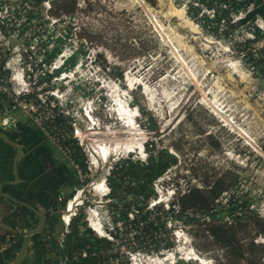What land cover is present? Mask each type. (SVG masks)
Listing matches in <instances>:
<instances>
[{"label": "rangeland", "instance_id": "1", "mask_svg": "<svg viewBox=\"0 0 264 264\" xmlns=\"http://www.w3.org/2000/svg\"><path fill=\"white\" fill-rule=\"evenodd\" d=\"M23 1L28 20L35 12L39 15L32 16L37 18L35 21H42L35 26L27 23L25 26L26 38L31 35L30 31L36 32L40 39L38 47L21 39L25 41L24 46L31 45L30 58L26 59L34 70L49 71L56 58L49 57L55 49L59 53L65 51L71 58L66 64L71 73H67L69 82L65 84L68 85L56 81L48 84L45 79L46 83L38 82L40 93L58 91V96L66 98L65 109H71L74 115L69 121L85 131L86 143L123 148L125 144H137L141 140L148 157L154 160L160 157L161 163L168 165L163 172L154 170L156 176L143 185L137 183L129 171L125 174L118 168L113 169L115 190L106 211L120 228L114 244H107L106 248L119 252L121 259L134 249L136 259L166 264L165 258H174V250L182 246L183 240L187 242L184 252L192 251L197 261L181 264H198L199 261L203 264L209 261L212 264H264V30L261 32L255 27L258 14L248 18L253 10L251 6L245 0H208L203 6H199L198 0H188L190 6L185 8L182 4L187 0H150V3L142 0V5L130 4L131 0H48L51 9L46 14L54 19L49 22L58 24L53 38L45 43L40 38L41 35L46 38L50 27L49 23L43 24L42 1L45 0ZM169 5L183 8L184 16L200 34L193 36L183 24L165 17ZM195 5L197 9H193ZM46 47H52L51 54L42 53ZM115 71L122 74L120 85L123 88L110 75ZM130 71L134 79L143 80L147 90L142 91L141 85L138 88V84H134L128 93L129 99L128 96L111 98L108 90L117 86L123 91L124 83L127 84L125 76ZM81 85H85V89H79ZM83 100L85 104H93L88 108L97 124L92 129H88L79 108ZM117 100L126 107V117H132L130 125L134 131L112 115ZM2 103L3 111L7 107L6 102ZM183 114H188L187 122L182 121ZM29 115L31 113L25 110L26 118L21 117L17 124L38 132L30 123ZM217 116L227 126H223ZM17 124L13 126L10 119L3 126L4 132L1 129L0 132L16 134ZM130 133L134 141L130 140ZM208 134L211 138L207 140L205 135ZM43 145L46 159L63 165L69 176L71 172L60 154L49 144ZM88 149L85 145L87 152ZM126 158L133 162L136 158L144 161V156L135 153H117L102 170L87 165L90 170L85 168V184L100 181L103 173L115 167L119 159ZM137 186L142 187L139 192ZM203 186L222 189V203L231 202L228 195L233 194L237 204L229 205V214L203 216L188 211L182 220L178 207L170 206L171 201ZM69 189L67 187L62 194L67 195ZM144 195L154 196L149 204L143 201ZM204 195L210 201V196ZM158 203L167 212L162 215L163 221L153 225L155 230L151 228L142 234L140 224L130 226L128 219L131 215L134 217L129 213L131 206L149 213L150 206ZM3 204L1 207L0 203V235L5 237L17 231L12 228L14 231L5 233L10 220L6 202ZM228 204H222L226 211ZM238 205L253 216L243 214ZM18 215L14 213L11 217L16 219ZM224 219L234 222L230 229L219 227ZM80 227L81 224H75L77 232ZM176 230L182 232L178 243L173 236ZM223 233H227L231 241L221 239ZM58 234L56 230L52 239ZM87 244L90 246L93 241ZM52 251L53 246L47 250L49 263L54 262ZM96 255H100L99 250L94 252Z\"/></svg>", "mask_w": 264, "mask_h": 264}, {"label": "built area", "instance_id": "2", "mask_svg": "<svg viewBox=\"0 0 264 264\" xmlns=\"http://www.w3.org/2000/svg\"><path fill=\"white\" fill-rule=\"evenodd\" d=\"M207 2L208 0H198L199 6H203ZM259 2L263 19L259 16L258 21L255 23V27L262 32L264 30V0H259ZM43 4H45V6H43ZM182 5L184 8L190 6L188 0L183 1ZM250 6L252 9V5ZM42 8L44 13L43 24L49 23L50 27L48 29L49 34L46 33V38L42 35L40 38H42L45 43H49V39H52L54 36V27L57 22L54 21L51 22V24L49 22L54 19L49 18L46 14L51 9L48 0L42 1ZM197 8L198 5L193 7V9ZM32 16L39 15L33 12L29 17L30 20L33 19L32 23H30L24 10L23 0H0V103L3 104L2 102H6L7 107L3 111V107H0V129L4 131L3 126L5 122L10 119L12 120L13 126L16 125L21 117H25L26 110L31 113V115H29L30 123L38 129L42 141L52 146L55 151L60 154L63 162L66 163L69 168L71 172L68 185V187H70L69 192L67 195H63L62 192H59L56 199L59 205L58 220L61 228L59 244L61 248L64 246L71 247L67 256L68 263L136 264L139 259H136L137 253L133 252L134 249L126 252L124 259H121L119 252L111 251L106 248L107 244H112L114 242V237L120 228V224L114 223L111 220V215L106 211L111 202L109 198L111 195V188L107 185V176L112 167L107 171L103 179H100L104 188L103 190L98 189V183L100 181H90L85 184V168L87 171L90 170L89 168L96 170L98 167L96 159L97 154H103L101 152L105 146L109 149L117 145L109 146L103 144L96 145V143L93 142L86 143L85 131H82L75 123L69 121L71 116L74 117V115L71 113V109H65V105L68 103L66 98L63 99V95L58 96V91L56 93L51 91L45 94L40 93L39 87L41 85H38V82L46 83L47 80L49 81L48 84H52V82L55 81L64 82L67 79V73H69V71H60L55 74L50 71L54 69V63H52L53 65L49 67L50 76L47 75L44 77L42 71H38L35 75H28L27 78L29 81L24 84V87H20L18 83L20 77L10 68L13 57L16 56L17 53L25 54L30 58L28 52L31 45L28 43L27 46H24L25 41H31L33 47L39 46L40 39L37 37L35 31H30L31 35L27 38L25 34L26 23L29 26H35L42 22L41 19L35 21L37 18ZM8 52H10L9 57H7ZM12 53H14V55H12ZM42 53L45 55L51 54L52 47H46ZM64 54H66L65 51L61 53L58 52V55ZM27 61V69L31 70L35 68L29 63V59H27ZM79 82H81V80H79ZM79 89H85V85H81ZM69 90L71 89L69 88ZM81 103L83 104L82 108L81 106L79 108L80 111H82V116L84 119L86 118L88 122V129H92V126L97 125L91 118H95V116L89 113L88 109L90 106L92 108L93 104H85V100ZM86 103L88 102L86 101ZM93 133L95 134L96 132H92V134ZM85 145L90 148L88 152L85 150ZM128 151L129 150H125L124 153L129 154ZM144 154L143 156H145ZM82 156L84 158L83 160ZM98 170L99 169H97V171ZM79 219L82 221L80 222ZM132 220L133 217L131 215L130 219H128L130 226ZM75 224H81L78 232L75 230ZM94 224L99 225L103 236H100L98 232L96 233L93 230ZM22 235L23 233L18 231L0 239V255L13 249L19 237ZM89 240L93 241V244L90 246L87 244ZM95 244H97L96 247ZM96 250L100 251V255L94 256ZM187 255L195 257L192 251L188 252ZM149 261L153 262L152 260ZM191 262H194L193 258ZM209 264H212L211 261H209Z\"/></svg>", "mask_w": 264, "mask_h": 264}, {"label": "crops", "instance_id": "3", "mask_svg": "<svg viewBox=\"0 0 264 264\" xmlns=\"http://www.w3.org/2000/svg\"><path fill=\"white\" fill-rule=\"evenodd\" d=\"M19 124V123H18ZM17 124V125H18ZM2 133V132H1ZM27 135L24 137L23 134ZM4 134V133H3ZM8 140L18 147V159L16 163L17 181H13L12 164L16 155L14 147L5 144L0 140V191L7 194L16 201L31 205V207L50 210L55 202L54 196L67 189L69 176L66 175L64 166H58L53 160L46 159L45 144L39 133L29 127L18 125L16 134H4ZM16 182V183H14ZM9 183V184H8ZM6 202L8 217L15 209L10 201L0 197L1 207ZM15 205V204H14ZM13 217H9V223L5 233L12 232V228L17 232L24 233V230L31 229L33 221L31 219L23 222L16 228L18 221L13 222ZM43 233L31 237L29 251L21 264H47L46 247L49 248L54 236V229L60 230V226L55 218L53 223L45 220ZM15 227V228H14ZM18 229V230H17ZM4 236V235H0ZM51 243V245H50ZM17 249L13 248L0 255V264H10ZM42 261V262H41ZM83 264V263H80Z\"/></svg>", "mask_w": 264, "mask_h": 264}, {"label": "trees", "instance_id": "4", "mask_svg": "<svg viewBox=\"0 0 264 264\" xmlns=\"http://www.w3.org/2000/svg\"><path fill=\"white\" fill-rule=\"evenodd\" d=\"M147 3H150V0H144ZM246 4H250L252 5V12L249 13V17H253L255 15L258 14V16H260L263 19V15H262V10L261 8H257L256 6L260 7V2L259 0H246L245 1ZM58 24V22H57ZM56 24V25H57ZM235 25V24H234ZM58 54V49L56 51L55 49V53H52V57L50 56L49 58H55L56 55ZM263 62H264V55H263ZM72 65V64H71ZM111 77L113 79H115L119 86L121 88H123L121 84V80H122V74L119 73L118 71L112 72L110 73ZM187 116L188 114H183V119L185 122H187ZM210 134L205 135V139H210ZM148 160V162H147ZM162 160L159 158L157 159H153L148 157V155H146L144 161H140L139 159L136 158V160L133 162L129 160V158L126 159H119L116 163H115V167H113L109 172V175L107 176V182L109 187L111 188V196H113L114 193V186L112 185V178H113V174H114V170L113 169H117L119 170L121 173H125L127 174V172L129 171L130 175H132L133 178H135V180H137V183L139 184H144V182L148 179H153L154 176H156V173L154 172V170H158V171H165V169L167 168V166H165L164 164L161 163ZM153 171V173H152ZM126 177V176H125ZM150 180V181H151ZM147 182V181H146ZM149 182V181H148ZM150 184V183H149ZM141 186V185H140ZM140 186H137V192H139L142 187L140 188ZM208 187H201V189H192L190 191H187L186 193H183V195H181L180 197H175V200H172L170 203V206H174L176 205L178 207V212L179 214L182 215V220L183 216H185V214H187V212L189 211L190 213H197V214H201L203 216L205 215H218L219 213H228L230 212L229 209V205L232 204V202H234V204H237L234 199L233 194L230 196L228 195V199L230 198L231 202H229L228 200L225 201V203H222L221 201V193H223L224 191L222 189H214L212 190L211 188H208L209 190H207ZM209 195L210 196V201L208 200V198H204L202 195ZM144 200L143 201H147V204H149V201L151 200L152 197H149L148 195H144ZM205 196V195H204ZM142 198V197H141ZM229 203L227 206V211L226 208H224V206H222V204H226ZM232 204V205H234ZM145 205V204H144ZM150 206V205H149ZM162 204L159 203L158 204H153L150 206V212L147 213L146 211L142 212L140 210V207H132V209L129 210L130 214H134L133 220L131 221L132 225H141V229L144 230V232L142 234L148 233L149 230L152 228L153 230H155L153 227L154 224H159L160 220H164V217L162 216L165 212L162 209ZM129 207V206H128ZM238 209L240 211H242L243 214H248L250 217H252L253 215L249 213V211H247L246 208H244L242 205H238ZM18 212H20V214L22 213V208L21 207H17L16 209ZM184 214V215H183ZM32 216V215H31ZM11 217V216H9ZM33 218V216H32ZM15 221H18V223H20V217L16 216ZM14 223H11L10 226L13 227ZM234 222L232 221V219H224L220 222L219 227L221 228H227L230 229L233 226ZM18 227V224H16V228ZM169 227H171V225H169ZM175 227V226H172ZM15 228V227H14ZM3 236H0V239H3ZM221 239L223 240H229L231 241V237H227V233H223L221 236Z\"/></svg>", "mask_w": 264, "mask_h": 264}, {"label": "bare ground", "instance_id": "5", "mask_svg": "<svg viewBox=\"0 0 264 264\" xmlns=\"http://www.w3.org/2000/svg\"><path fill=\"white\" fill-rule=\"evenodd\" d=\"M159 1H161V0H159ZM130 4H136V5H142V0H131V2H130ZM147 9V8H146ZM185 15V13H184V9L183 8H181V7H174V6H170L169 5V7L167 8V10L165 11V13H164V16L165 17H168V18H172V19H175V20H177L178 22H180L181 24H183V26L184 27H186L188 30H189V32L193 35V36H197V35H199L200 33H199V31H198V29L194 26V24H192V23H190L187 19H186V17L184 16ZM179 46V45H178ZM143 70V69H142ZM141 70V71H142ZM132 71H130L128 74H126V76H125V81H126V83H127V86H126V88L122 91V93H120L121 92V89L119 88V87H115L114 89L112 88V89H109L108 90V92H110V94H111V98H121V96L123 97H126V96H128V93L131 91V90H133V87H134V84H138V88H141V86H143V88L144 89H146L147 90V88L143 85V83H142V81H140V80H137V79H134V76H132V73H131ZM137 73H139V75L141 74V72L140 71H138ZM228 77H229V80H231V78H230V75H228ZM135 78H138V77H136L135 76ZM137 80V81H136ZM192 80V79H191ZM141 82V83H140ZM141 85V86H140ZM142 95V94H141ZM193 95H195V93L193 94ZM192 95V96H193ZM143 96V95H142ZM202 97H204V95H202ZM110 98V99H111ZM204 99H205V102H206V104L207 105H209V106H211L210 105V103L208 102V100L204 97ZM128 102V101H127ZM201 102H203L204 103V101L203 100H201ZM117 103H118V105L116 104V106H115V109H112V115L113 116H115V117H118V119H120L121 121H123L124 123H127V125L125 126V127H127V129L128 130H130V131H132V129H133V127L130 125L131 123H133V121H132V117H126V115H125V111L127 110L126 109V107H124V106H122V104H121V102H120V100H117ZM127 106L129 107V102L127 103ZM118 112V114H116ZM88 114V113H87ZM128 116V115H127ZM120 117V118H119ZM218 117V116H217ZM219 118V117H218ZM220 119V118H219ZM221 120V119H220ZM226 122H228L227 120H225ZM221 122H224L223 120H221ZM229 123V122H228ZM225 125L227 126V124L225 123ZM130 137H131V139L130 140H132V141H134L133 139H132V137H134L133 136V134H128ZM247 146H249L248 144H246ZM132 148H135V142H133V143H129V144H125V146L123 147V148H120L119 146L118 147H114V148H112V147H110L109 149H107V147L105 146L104 148H103V150H102V152L101 153H103V154H97V164H98V167H97V169H99V170H102V168L103 167H105L106 166V164L109 162V160L111 161V158L114 156V155H116L117 153H121V152H124L125 150H129V151H131L132 152V154L133 153H135V154H137V155H139V156H141L142 157V151H143V153L145 152V150H143V145H141V146H139L137 149L135 148V149H132ZM132 149V150H131ZM105 152V153H104ZM96 169V170H97ZM107 174V172H105V173H103V175H102V178H101V180L103 179V177L105 176ZM101 180H100V182L98 183L99 184V187H98V189L99 190H103L104 188H103V186H102V184H101ZM93 230L97 233L98 232V234L100 235V236H103V233L101 232L102 230H101V228L99 227V225L98 224H94L93 225ZM181 252L180 251H177V255H181L180 254ZM178 257H180V258H182L181 256H178ZM177 258V257H176ZM191 258H193L194 259V261H196V258L195 257H185V259L187 260V261H190L191 260ZM165 260H166V264H168L169 262H172V261H175V259L174 258H169V257H167V258H165ZM137 261V260H136ZM201 262V261H200ZM202 264H203V262H201ZM136 264H165L164 262H158V261H156V262H150L149 260L148 261H146V262H144L143 260H141V259H139V261L138 262H136Z\"/></svg>", "mask_w": 264, "mask_h": 264}, {"label": "clouds", "instance_id": "6", "mask_svg": "<svg viewBox=\"0 0 264 264\" xmlns=\"http://www.w3.org/2000/svg\"><path fill=\"white\" fill-rule=\"evenodd\" d=\"M29 52H28V54H30ZM12 55H14V53H12ZM17 55L13 57V61L11 62V67L10 68L12 70H14L17 73V75L20 77L19 82H18L20 87H24V84L27 81H29V79L27 78L28 75H31V74L35 75L38 71H40V72L42 71V73L44 74V77H46L47 75L48 76L51 75V73H48L49 72L48 70H44L43 68L42 69L37 68L36 70H34V68H32L31 70L30 69H27V67H26V63L28 62L27 59H26L27 56L25 54H19V53H17ZM70 59H71L70 56H67V54H64V55H58L57 54L56 58L54 59V67H53L54 69H52L50 71H52L55 74L59 73L60 71L61 72L68 71L70 68L66 67V64H67L68 60L70 61ZM42 62H43V60L40 61V66H41V63ZM29 63L31 64L30 60H29ZM75 64H76V62H74V66H75ZM81 65H82V63H80L77 66V68H80L79 66H81ZM78 80H79V78H78ZM66 81H68V80L66 79L63 83L65 84ZM65 85H67V83ZM134 115H136L135 111H134ZM132 130L134 131V129H132ZM137 144L139 146H141L143 144V142L140 140V142H138ZM143 150H144V147H143ZM141 153L142 154L145 153L144 154L145 155L144 156V159H145L146 152L143 153V151H142ZM186 247H187V242L185 241V244H183V242H182V246H179V249L174 250V255H175L174 259H175V261L169 262L168 264H181V263H185V262L187 263V262H189L187 260L185 261V257H187L185 255H187V253H188V252H186V253L184 252V250L186 249ZM177 251H180L181 252L180 253L181 255H177ZM178 256H181L182 258H180ZM196 261H197V259H196ZM190 262H191V260H190ZM197 263L198 264H202L200 261L197 262Z\"/></svg>", "mask_w": 264, "mask_h": 264}, {"label": "water", "instance_id": "7", "mask_svg": "<svg viewBox=\"0 0 264 264\" xmlns=\"http://www.w3.org/2000/svg\"><path fill=\"white\" fill-rule=\"evenodd\" d=\"M0 140L2 142H4L5 144L14 147V149L16 150V155L14 157V161L12 164V173H13V181H17L16 163H17L18 152H19L18 147L15 143H12L10 140H8V138H6V136L1 132H0ZM14 183H16V182H14ZM0 197L10 201L11 203H13L15 205L21 206V207L29 210L31 213H33L35 215V217L37 219V224L34 228L27 229V230L23 231L24 232L23 238L21 239V241L19 243V247L15 253V256H14L12 262L10 263V264H21L22 261L24 260V258L26 257L28 251H29V245H30L31 237L43 233V230L45 228L44 210H41V208H39V207H36L37 208V210H36L28 204L16 201L15 199L11 198L7 194L1 193V191H0Z\"/></svg>", "mask_w": 264, "mask_h": 264}, {"label": "flooded vegetation", "instance_id": "8", "mask_svg": "<svg viewBox=\"0 0 264 264\" xmlns=\"http://www.w3.org/2000/svg\"><path fill=\"white\" fill-rule=\"evenodd\" d=\"M9 55H10V52H8L7 53V57H9ZM2 132H4V131H2ZM69 178H70V176H69ZM54 199H55V202L53 203V205H52V207H51V209L48 211V210H46V214L44 215V223H45V220L48 222V223H53V221H54V219L56 218L57 219V223L59 224V226H60V223H59V220H58V212H59V205L57 204V195H56V197L54 196ZM11 203V202H10ZM13 204V203H12ZM31 206V205H30ZM13 207H14V209L16 210L17 209V207H21V206H18V205H14L13 204ZM22 208V213L20 214V212H18L17 210L14 212V213H16V214H19L18 216L20 217V222H21V224L23 223V222H25V221H27V220H29V219H31V221H33V224H32V228H34L35 226H36V224H37V219H36V217H35V215L33 214V213H31L29 210H27V209H25V208H23V207H21ZM34 209H35V207H33ZM37 210V209H36ZM14 213L11 215V216H13L14 215ZM33 216V218H32V216ZM45 226H46V224H45ZM31 228V229H32ZM54 233H56V230L54 229V231H53ZM60 232H61V228H60V230H59V234H58V237L57 238H55L54 237V240H53V243H52V246H53V251H52V255L55 253V256H54V259H53V263H47V264H71V263H68V260H67V256H68V254H69V252H70V250H71V247L69 246H64V247H60V244H59V235H60ZM24 235V234H23ZM23 235L22 236H20L19 237V239H18V241H17V243H16V245L13 247V248H15V249H18V247H19V243H20V241H21V239L23 238ZM40 235V234H39ZM52 236V235H51ZM52 246H50V247H52ZM49 247V248H50ZM49 248H47L46 247V249H45V252H46V256H47V250L49 249ZM66 248V249H65ZM49 255H51V252L49 253ZM48 257H46V259H47ZM80 263H83V264H89V263H85V262H80ZM80 263H78V264H80Z\"/></svg>", "mask_w": 264, "mask_h": 264}]
</instances>
